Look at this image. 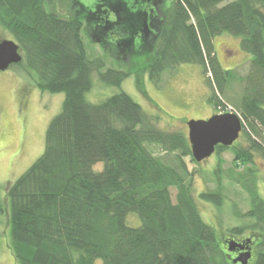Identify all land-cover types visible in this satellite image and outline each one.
<instances>
[{
	"label": "trees",
	"instance_id": "obj_1",
	"mask_svg": "<svg viewBox=\"0 0 264 264\" xmlns=\"http://www.w3.org/2000/svg\"><path fill=\"white\" fill-rule=\"evenodd\" d=\"M148 1L156 17L141 8L115 10L122 18L114 27L128 38L127 48L142 36L146 49H154L143 72L155 86L180 65H199L211 90L208 101L220 113L234 100L227 97L229 88L243 83L233 109L250 145L239 147L237 140L231 147L217 146L215 177L220 182L226 151L233 153L235 168L247 167L230 179L250 197V209L238 215L248 223L219 236L204 221L185 161L197 163L188 136L159 129L160 119L125 92L99 104L87 100L93 73L105 85L121 86L133 63L130 53L125 69L104 70V61L89 59L82 37L87 12L79 2L0 0V26L23 56L17 65L40 91L65 96L47 128L43 154L6 191L10 249L19 264H235L224 237L235 240L246 230L251 231L246 246L257 243L248 264H264V199L251 167L255 153L264 159V0H171L164 17L162 0ZM60 4L68 15L54 10ZM224 34L239 37L252 56L246 76L222 67L214 41ZM152 145L173 157L165 162L151 152ZM222 192L199 197L222 206ZM131 214L140 226L127 224Z\"/></svg>",
	"mask_w": 264,
	"mask_h": 264
},
{
	"label": "rangeland",
	"instance_id": "obj_2",
	"mask_svg": "<svg viewBox=\"0 0 264 264\" xmlns=\"http://www.w3.org/2000/svg\"><path fill=\"white\" fill-rule=\"evenodd\" d=\"M74 1L79 2L87 12V16L83 19L82 37L89 59L104 61V70L125 69V63L130 61V59L124 60L125 54L130 53L131 63H133L130 68L132 75L121 86L105 85L99 78V72L93 73V87L86 95L90 103L99 104L115 94L125 92L142 106L148 116L160 119L156 123L159 129L182 133L186 136H188V121L206 120L214 114L234 111L233 108H236L234 102L237 103V99L242 95L243 83L235 82L233 87L229 88L227 97L234 100L229 101L230 106L227 111L218 113V110L216 112L208 101L211 90L206 82L203 68L199 65H180L173 72L165 73L158 86L149 80L143 68L154 55V49L152 52L146 49L142 36H137L135 42L127 48L128 38L118 32L114 24L120 17L122 18V15L117 16L115 10H121L122 14L126 9L141 8L148 13L152 12L156 17L154 9L149 8L152 5L150 1L119 0L114 4L108 0ZM170 5L171 0H162V4L158 6L165 11L163 17ZM54 10L62 15L68 13L61 4L55 5ZM159 28L158 25L156 30ZM149 31L155 34L152 29ZM4 40L10 41L14 38L0 26V42ZM214 44L217 57L225 70H234L240 77L248 74L252 56L242 50L239 37L220 35L215 38ZM120 55L123 60L117 58ZM64 97V94L40 91L23 65L0 71V198L4 206V213L0 214V264H19L10 249L7 188L43 154L47 128L51 120L61 112ZM243 131L237 145L248 149L250 143L243 136ZM150 150L165 162H169L173 157L164 153L158 145L150 146ZM220 157L223 162L220 182L215 177L218 165L216 153L202 163H194L189 157L185 158V161L188 169L194 173V197L202 218L215 229L219 236H225L228 235L229 228L239 226L243 222L248 223L246 219L239 216L250 209V197L230 179L231 174L244 173L247 167L235 168L234 155L231 151L222 153ZM251 167L257 172L259 193L264 199V159L255 153ZM99 168H101L100 164L96 165L95 170ZM219 189L225 196L222 206L203 201L199 197L201 193ZM172 193L174 199L176 191L173 189ZM127 224L138 227L141 221L137 215L131 214L127 218ZM250 235L251 231L246 230L245 234L237 236V239ZM256 244L252 259L257 253Z\"/></svg>",
	"mask_w": 264,
	"mask_h": 264
},
{
	"label": "water",
	"instance_id": "obj_3",
	"mask_svg": "<svg viewBox=\"0 0 264 264\" xmlns=\"http://www.w3.org/2000/svg\"><path fill=\"white\" fill-rule=\"evenodd\" d=\"M23 59L19 45L13 40L0 42V71H6L11 66L19 64ZM243 121L234 111L214 114L206 120H190L187 122L188 140L193 159L202 163L209 159L217 146L231 147L240 138L243 131ZM250 240L239 243L228 241L229 251H243L233 259L235 264H248L252 258V250L246 244Z\"/></svg>",
	"mask_w": 264,
	"mask_h": 264
},
{
	"label": "flooded vegetation",
	"instance_id": "obj_4",
	"mask_svg": "<svg viewBox=\"0 0 264 264\" xmlns=\"http://www.w3.org/2000/svg\"><path fill=\"white\" fill-rule=\"evenodd\" d=\"M225 238V242L227 243L229 240H233L232 238H229V237H224ZM248 237L246 238H242V239H235L237 242H243L244 240H246ZM249 247L251 248L252 250V257H253V254H254V242H252V244L249 245ZM243 251L241 250H236L235 252H230L228 254L229 258L230 259H233V258H236L239 256V254H241ZM240 264V263H239Z\"/></svg>",
	"mask_w": 264,
	"mask_h": 264
}]
</instances>
